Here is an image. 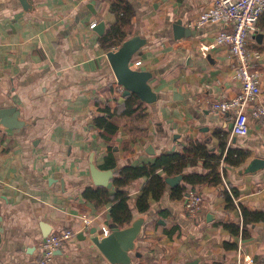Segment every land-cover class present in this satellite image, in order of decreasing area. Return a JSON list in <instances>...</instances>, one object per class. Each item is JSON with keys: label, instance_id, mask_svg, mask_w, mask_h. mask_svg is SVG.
Here are the masks:
<instances>
[{"label": "crops", "instance_id": "crops-1", "mask_svg": "<svg viewBox=\"0 0 264 264\" xmlns=\"http://www.w3.org/2000/svg\"><path fill=\"white\" fill-rule=\"evenodd\" d=\"M28 1L26 9L20 0H0V110L15 108L24 122L19 129L0 126V264H37L40 243L67 230L72 237L52 264H110L90 241L116 226L111 204L83 197L86 189L101 188L90 175L91 156L99 169L114 170L115 179L124 167L174 154L188 163L182 173L159 174L164 181L182 176L175 186L185 188L181 199L172 198L175 187L165 181L161 198L149 196L148 211L139 214L135 205L147 178L122 189L133 219L144 220L136 240L139 256L133 253L131 264H264V166L248 170L254 159L264 161V115L249 110L248 134L236 136L230 114L211 107L239 93L233 58L227 46L215 44V37L231 28L195 26L213 1ZM114 4L130 10V18L121 27L123 41L109 47L102 37L118 24ZM179 20L189 36L176 40L173 25ZM100 24L101 34L95 30ZM257 28L248 43L260 54L254 68L264 104V13ZM135 35L146 45L130 66L152 75L149 85L157 100L137 101L128 117L106 54ZM106 108L117 126L109 140L94 125ZM230 150L246 154L239 166L224 163ZM206 163L216 165L219 183L188 185V176H210ZM190 190L202 197L195 217L184 207ZM241 209L249 213L245 225Z\"/></svg>", "mask_w": 264, "mask_h": 264}, {"label": "built area", "instance_id": "built-area-1", "mask_svg": "<svg viewBox=\"0 0 264 264\" xmlns=\"http://www.w3.org/2000/svg\"><path fill=\"white\" fill-rule=\"evenodd\" d=\"M212 7L204 11L196 20V27L220 23L229 26L231 31L220 32L215 44L225 45L234 61V80L239 85V93L229 99L212 103L213 111L229 113L233 120L232 132L236 136H246L249 131L248 111L255 117L264 115V104L259 102L260 74L254 68V59L260 54L250 49L248 38L258 31L257 22L264 13V0H212ZM96 26L91 24V28ZM121 88V89H120ZM120 91L122 87H120ZM202 197L195 191H188L184 197V207L190 217L200 211ZM85 223H89L85 219ZM103 237L110 231L103 228ZM72 237L67 230L51 235L40 243V257L37 264H52L56 251Z\"/></svg>", "mask_w": 264, "mask_h": 264}, {"label": "trees", "instance_id": "trees-1", "mask_svg": "<svg viewBox=\"0 0 264 264\" xmlns=\"http://www.w3.org/2000/svg\"><path fill=\"white\" fill-rule=\"evenodd\" d=\"M121 5L114 4L112 8V12L117 16L118 24L111 26L108 32L102 37L103 42L107 41L109 43V47H116L120 45L126 34L121 27L128 24L130 10H124ZM125 99L124 115L129 117L135 113V110H133L132 107L140 100L135 95L128 96ZM101 113V116L94 118V125L97 129L102 131L101 134L103 139L109 140L117 131V126L112 122L114 115L108 108L103 110ZM245 157L246 154L241 151L230 150L224 158V163L230 166H239ZM207 159L210 161L216 160L214 156L209 155H207ZM187 164L188 163L184 155L174 154L171 156H162L147 166L139 168L131 166L124 167L117 173L116 178L113 180V185L116 188L114 193H110V191L103 188L86 189L83 193V197L86 201L96 203L97 205L111 204L109 212L111 222L116 226H129L134 219L132 210L128 206V194L122 189L139 178H147L146 183L141 189L142 195L138 198L135 205L136 211L139 214H144L149 209V196H151L155 201H158L165 191L166 184L164 178L159 173H166L168 176L178 175L182 173ZM205 165L206 167L208 166V169L210 170V176L212 175L211 177H213L212 180H209V175H191L185 179L188 185H200L206 182L210 185H216L219 183L220 180L218 173H216V165L211 166L208 163ZM113 166V164L109 163L107 167L112 168ZM184 191V187H175L172 189V198L176 200L181 199ZM233 195L235 197L236 193L233 192ZM224 197L227 202L231 204L232 200L228 194H224ZM241 210L245 225L247 224V217L249 216V213L246 212L245 209ZM256 219L257 217H255L254 220ZM227 228L232 229L233 227L230 226ZM234 232L238 233V229ZM241 234L242 236H245L243 232Z\"/></svg>", "mask_w": 264, "mask_h": 264}, {"label": "water", "instance_id": "water-1", "mask_svg": "<svg viewBox=\"0 0 264 264\" xmlns=\"http://www.w3.org/2000/svg\"><path fill=\"white\" fill-rule=\"evenodd\" d=\"M23 6L28 9L30 2L28 0H20ZM99 34L103 31V24L95 29ZM174 38L180 39L189 36V31L181 26V21L175 22L173 25ZM258 35L257 38H260ZM146 45V40L135 35L124 41L116 51L106 54L107 60L111 66L115 76L117 85L123 88V92L119 101H124L126 97L135 95L140 101L146 104H153L157 100L156 94L149 85L152 75L147 72L134 70L130 66L132 57ZM19 111L15 108H7L0 110V126L6 129H19L24 126V122L18 118ZM259 166H264V161L254 159L248 170H255ZM90 175L94 186L105 188L107 190H115L113 179L114 170H101L94 164V157L90 158L89 165ZM182 176L167 178L165 181L170 187H175L181 181ZM144 220L139 218L134 220L125 228L111 227L110 234L106 237L99 238L92 236L90 241L107 259L110 264H131L132 255L139 256L135 253L136 240L140 237ZM92 231L91 234H94ZM190 264H196L192 262Z\"/></svg>", "mask_w": 264, "mask_h": 264}]
</instances>
